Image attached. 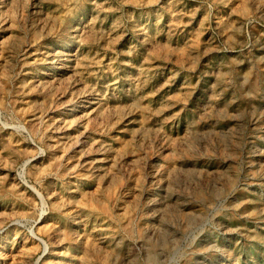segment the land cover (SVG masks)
<instances>
[{
	"label": "rangeland",
	"instance_id": "rangeland-1",
	"mask_svg": "<svg viewBox=\"0 0 264 264\" xmlns=\"http://www.w3.org/2000/svg\"><path fill=\"white\" fill-rule=\"evenodd\" d=\"M0 264H264V0H0Z\"/></svg>",
	"mask_w": 264,
	"mask_h": 264
},
{
	"label": "bare ground",
	"instance_id": "bare-ground-1",
	"mask_svg": "<svg viewBox=\"0 0 264 264\" xmlns=\"http://www.w3.org/2000/svg\"><path fill=\"white\" fill-rule=\"evenodd\" d=\"M33 82V81H32ZM85 233V232H84ZM88 239V238H87ZM88 241V240H87Z\"/></svg>",
	"mask_w": 264,
	"mask_h": 264
}]
</instances>
